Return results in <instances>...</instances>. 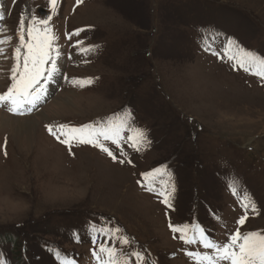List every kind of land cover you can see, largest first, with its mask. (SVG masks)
<instances>
[{"label": "rangeland", "instance_id": "obj_1", "mask_svg": "<svg viewBox=\"0 0 264 264\" xmlns=\"http://www.w3.org/2000/svg\"><path fill=\"white\" fill-rule=\"evenodd\" d=\"M33 14H52L59 65L53 87L31 111L0 105L9 116L36 118L30 136L0 131L3 264H60L57 251L75 264H97L92 251L101 242L141 252L145 264H196L188 251L211 253L186 245L170 222L199 224L221 243L237 227L264 234V79L228 58L237 47L264 58V0H58L54 14L48 0H0V40H7L0 44V93L11 84L21 16L27 39ZM78 40L94 50L83 54ZM66 96L77 111L56 106ZM129 113L149 143L134 151L128 142H105L116 160L90 144L69 149L46 127L96 126ZM156 168L172 173L171 207L142 186V174ZM245 195L256 212L239 226ZM91 225L118 228L130 244L108 235L93 244Z\"/></svg>", "mask_w": 264, "mask_h": 264}, {"label": "snow or ice", "instance_id": "obj_2", "mask_svg": "<svg viewBox=\"0 0 264 264\" xmlns=\"http://www.w3.org/2000/svg\"><path fill=\"white\" fill-rule=\"evenodd\" d=\"M80 0H77L79 3ZM58 0H48L50 13L57 10ZM2 19V16H0ZM52 14L46 18H37L33 15L27 22L25 39V19L21 16L16 35L19 38L18 45L14 49V64L10 70L11 84L7 90L0 93V105L7 104L8 111L16 114H23L25 110L31 111L42 98L44 89L42 83L46 84L51 81L58 72L57 58L60 55L57 47L54 46L56 40L53 29L50 26ZM0 31H3L0 28ZM83 29H78L74 33L68 34L79 36ZM8 40L11 37L7 38ZM7 40H0V44L6 43ZM83 41H77L76 47L87 55L93 51L95 46L80 47ZM235 42L228 38L226 52L231 53ZM23 50V51H22ZM3 49L0 48V53ZM215 54V53H214ZM233 60L236 65L245 71L264 79V58L258 56L252 51L237 47L234 54L228 57ZM73 84L83 86L85 83H91V79L73 80ZM49 133L55 136L62 144L68 145L71 149L74 143L90 144L98 147L101 151L116 160V156L106 146L105 142H111L120 148L123 142H128L129 147L134 151H140L143 145L149 143L144 129L134 126L129 113L127 116L116 114L105 123L84 124L81 126H71L68 124H60L58 126L47 125ZM63 137V139H61ZM6 154V153H5ZM121 156L126 155L121 149ZM124 163V160H120ZM148 191H158V195L162 197V203L171 207V198L175 192V183L172 179V173L166 168H156L147 173L142 174ZM167 176V180L162 179ZM160 183V188L154 186ZM232 187V185H229ZM233 194H236V188L232 187ZM241 204L244 209L242 215L237 221V225L245 224L249 210L256 212V205L247 198V195L241 198ZM169 228L173 233H180L179 238L186 245L199 244L208 251H188L186 254L193 259L196 264H264V234L257 231L242 232L237 227L234 233H231L225 242H217L206 235V230L199 224H183L174 225L169 223ZM93 244H96L98 235H108L114 241H118L121 246L130 244L125 236H118L120 229L96 228L91 225ZM60 264H75L74 260L67 257L61 258L59 252L56 253ZM92 256L97 264H129V257H135L136 264H145L144 255L138 251L125 253L115 246H109L101 242L98 249H93ZM3 264V261H0Z\"/></svg>", "mask_w": 264, "mask_h": 264}, {"label": "bare ground", "instance_id": "obj_3", "mask_svg": "<svg viewBox=\"0 0 264 264\" xmlns=\"http://www.w3.org/2000/svg\"><path fill=\"white\" fill-rule=\"evenodd\" d=\"M82 59H84V58H82ZM57 60H58V58H57ZM58 62H59V60L57 61V65H59ZM52 84H53V79L46 84L42 83V85H41L42 88L46 87V90H44L43 95H47L50 88L53 87ZM59 98H60V100L58 102L54 100L57 107L65 106V107H67V108L69 107L75 111L78 110V107L76 106L74 100H72V96L59 97ZM42 110H40V112H39V113H41L40 117L42 119H48L49 116L47 114H45V112L42 113ZM37 116H39V115H37ZM35 126H36V118L34 115H29V116H25L23 118H19V117L9 116V115L5 114L4 112L0 111V131H1V129L3 131L4 129L8 128L10 130L9 132L13 136H15V137L20 136L22 138V135H24V134L26 135V137L30 136V134L32 133Z\"/></svg>", "mask_w": 264, "mask_h": 264}]
</instances>
